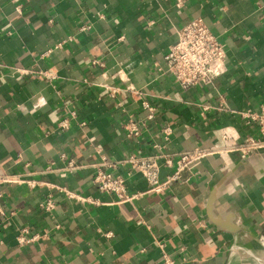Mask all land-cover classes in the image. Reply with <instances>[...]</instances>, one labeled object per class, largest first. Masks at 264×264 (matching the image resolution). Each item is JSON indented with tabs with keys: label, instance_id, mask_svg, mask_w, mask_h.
Returning <instances> with one entry per match:
<instances>
[{
	"label": "crops",
	"instance_id": "1",
	"mask_svg": "<svg viewBox=\"0 0 264 264\" xmlns=\"http://www.w3.org/2000/svg\"><path fill=\"white\" fill-rule=\"evenodd\" d=\"M178 1L0 0V175L15 179L0 184V264H264V134L242 114L264 111V0ZM197 17L226 71L184 88L164 55ZM198 147L211 153L162 193L133 173L141 195L114 203L93 182L103 156ZM48 196L52 214L40 208ZM23 226L45 236L21 245Z\"/></svg>",
	"mask_w": 264,
	"mask_h": 264
},
{
	"label": "built area",
	"instance_id": "2",
	"mask_svg": "<svg viewBox=\"0 0 264 264\" xmlns=\"http://www.w3.org/2000/svg\"><path fill=\"white\" fill-rule=\"evenodd\" d=\"M177 4L180 5L181 1L179 0ZM86 28L88 26L83 27V29ZM176 35L177 39L165 53L164 59L167 63L168 71L182 87L189 88L208 84L226 71L224 63L226 57L225 48L202 17L193 18L186 22L177 29ZM18 71L24 74L32 72L28 69H18ZM43 74L47 77L53 76L47 72ZM119 75H121L120 77L123 81L128 83L126 91L134 92L139 96V91L129 82V78L124 77L121 72H119ZM107 87L110 89L112 96H116L121 91L119 87ZM142 105L144 108L150 110L148 118H153L154 109L151 108V104L144 100ZM242 114L247 119L258 122L264 134V111L258 114L248 110L242 112ZM71 115L58 123L57 128L59 130L64 131L70 128L71 118H75L76 114L72 112ZM142 125L145 126L146 123L143 121ZM126 128L131 136L138 137L141 133V129L136 123H130ZM162 130L166 137L172 133L170 125L163 127ZM210 153L211 149L198 147L180 153H167L163 150L155 154L129 153L119 160H111L103 156L102 160L96 164L93 182L101 192L112 195L114 203L133 202L141 195V192H134L129 189L128 175L139 173L148 181L150 192L162 193L175 181L181 179L184 171L193 169ZM125 164L129 165L127 173H118L116 169L120 165ZM69 166L75 168L79 165L74 161H69ZM163 166L170 167L173 170L162 180L160 171ZM14 180L11 175H0V184ZM33 185L34 183L31 184V186ZM67 193L70 196H76L73 192L68 191ZM56 207L57 204L51 196L46 197L40 202V208L50 214L54 212ZM2 215H5V210L0 206V216ZM59 227L60 224H57L56 228ZM106 235L111 237L113 233L107 232ZM44 236L45 234L33 233L29 226H23L19 230L17 241L23 245L38 241ZM159 245L163 247L164 243L159 241ZM164 258L167 264H173V260L167 254L164 255Z\"/></svg>",
	"mask_w": 264,
	"mask_h": 264
}]
</instances>
